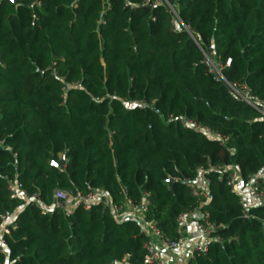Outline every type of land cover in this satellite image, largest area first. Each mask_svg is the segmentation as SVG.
<instances>
[{
  "label": "trees",
  "instance_id": "16d2710c",
  "mask_svg": "<svg viewBox=\"0 0 264 264\" xmlns=\"http://www.w3.org/2000/svg\"><path fill=\"white\" fill-rule=\"evenodd\" d=\"M231 86L264 104V0H0V216L17 223L0 264L144 263L142 225L52 211L58 190L147 200L173 240L199 208L218 229L189 264H264V202L227 185L229 168L243 195L264 173V116Z\"/></svg>",
  "mask_w": 264,
  "mask_h": 264
},
{
  "label": "built area",
  "instance_id": "2783aa9c",
  "mask_svg": "<svg viewBox=\"0 0 264 264\" xmlns=\"http://www.w3.org/2000/svg\"><path fill=\"white\" fill-rule=\"evenodd\" d=\"M41 6V3H39ZM209 58H206V65L210 68L212 73L220 71V77H222L221 70L218 66L214 67L213 64L207 63ZM211 61V60H210ZM229 65V64H228ZM215 70V71H214ZM216 72V73H217ZM215 73V74H216ZM231 90L234 94L246 102L252 108L258 110L264 116V104H262L257 98L249 93V90L243 86H231ZM195 129L202 130L214 139L222 140L224 143L228 139L222 137L220 134L210 131L209 129L201 128L200 126L187 122ZM229 177L227 185L232 189L233 193L240 197L241 203L246 206L250 202H264V173L255 177L247 190V194L243 195L239 190L240 176L236 169H227ZM201 174L203 170H200ZM204 184L199 180L196 183H190L188 186L192 190L194 197H205ZM10 195L12 199H22L26 204L37 203L38 196H30L23 188L22 184L18 181H14L9 187ZM149 201H145L140 205H135L129 200L119 204L115 203L109 195L101 191H92L88 193L76 192L72 190H58L55 192L54 201L52 205V211L63 212L65 215H72L79 207L90 211L96 206H101L108 210L113 218L118 221L134 220L142 225V231L146 237L145 244V259L143 264H173L167 260L166 255L178 251L179 249L190 245L191 249L188 252L186 261L188 263L195 261L198 256L207 255L209 251V243L214 239V232L218 227L210 222V216L208 213L203 212L201 209H195L179 217L177 233L180 236L178 240H173L166 236L160 229L157 223L149 222L147 219V213L149 210ZM245 218L248 215L245 213ZM193 226L195 234L189 235L187 228ZM17 229L16 218L13 215L7 213L0 216V253L6 254V237L11 234L13 230ZM131 255L122 262L115 264H132ZM5 264H10L9 262Z\"/></svg>",
  "mask_w": 264,
  "mask_h": 264
},
{
  "label": "crops",
  "instance_id": "0c3cea01",
  "mask_svg": "<svg viewBox=\"0 0 264 264\" xmlns=\"http://www.w3.org/2000/svg\"><path fill=\"white\" fill-rule=\"evenodd\" d=\"M187 232L189 233L190 236L194 235L195 234L194 227L193 226L188 227ZM190 249H191V244L179 249L178 251L169 253L166 255L167 260L173 264H189L186 261V257Z\"/></svg>",
  "mask_w": 264,
  "mask_h": 264
},
{
  "label": "water",
  "instance_id": "95a60500",
  "mask_svg": "<svg viewBox=\"0 0 264 264\" xmlns=\"http://www.w3.org/2000/svg\"><path fill=\"white\" fill-rule=\"evenodd\" d=\"M65 164H66L65 156H63L60 161L53 163V165L55 167L60 168V169H64L65 168ZM171 182L173 183L174 181H171Z\"/></svg>",
  "mask_w": 264,
  "mask_h": 264
},
{
  "label": "rangeland",
  "instance_id": "374dc122",
  "mask_svg": "<svg viewBox=\"0 0 264 264\" xmlns=\"http://www.w3.org/2000/svg\"><path fill=\"white\" fill-rule=\"evenodd\" d=\"M209 58V57H208ZM211 60V61H210ZM207 63H211V64H213L214 65V67H216L217 66V64L215 63V61L213 60V59H211V58H209V61L207 62ZM215 71V70H214ZM217 71H215V73H216ZM219 77H220V71H218L217 73H216ZM251 203V202H250Z\"/></svg>",
  "mask_w": 264,
  "mask_h": 264
}]
</instances>
